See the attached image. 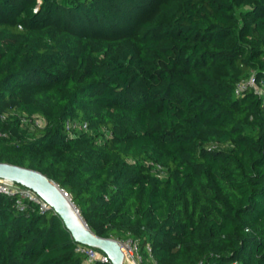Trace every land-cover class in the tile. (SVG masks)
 <instances>
[{"label": "trees", "instance_id": "obj_1", "mask_svg": "<svg viewBox=\"0 0 264 264\" xmlns=\"http://www.w3.org/2000/svg\"><path fill=\"white\" fill-rule=\"evenodd\" d=\"M252 74L264 0H0V162L142 264H264V98L235 94ZM79 245L0 196V264H106Z\"/></svg>", "mask_w": 264, "mask_h": 264}, {"label": "water", "instance_id": "obj_2", "mask_svg": "<svg viewBox=\"0 0 264 264\" xmlns=\"http://www.w3.org/2000/svg\"><path fill=\"white\" fill-rule=\"evenodd\" d=\"M0 178L11 180L35 191L63 220L75 242L104 252L112 264H125L119 242L96 235L84 221L71 198L56 182L37 170L2 162H0Z\"/></svg>", "mask_w": 264, "mask_h": 264}, {"label": "built area", "instance_id": "obj_3", "mask_svg": "<svg viewBox=\"0 0 264 264\" xmlns=\"http://www.w3.org/2000/svg\"><path fill=\"white\" fill-rule=\"evenodd\" d=\"M254 89L257 93L261 94L264 98V80L258 82L255 74L250 75L248 78L243 79L238 83L235 94L237 96L243 95L246 91ZM3 134L0 132V136ZM148 165L152 166V171L160 178L165 177L166 173L160 164L153 162ZM68 197V193H66ZM0 196H6L14 199V204L17 210L25 212L31 207H36L40 212L44 213L51 210L50 205L43 200L35 191L15 183L11 180L0 178ZM118 241V240H117ZM125 257V264H142L143 257L140 254L138 242L129 238L127 240L118 241ZM151 252V248L147 247ZM77 252L84 254L89 262L99 261L106 264H112L110 258L102 251L85 245H79L76 249ZM127 255L131 260H126Z\"/></svg>", "mask_w": 264, "mask_h": 264}, {"label": "bare ground", "instance_id": "obj_4", "mask_svg": "<svg viewBox=\"0 0 264 264\" xmlns=\"http://www.w3.org/2000/svg\"><path fill=\"white\" fill-rule=\"evenodd\" d=\"M76 215H77V217H79L80 215L76 212ZM126 260L128 261V262H130V260H131V258H130V256L129 255H127V257H126Z\"/></svg>", "mask_w": 264, "mask_h": 264}, {"label": "rangeland", "instance_id": "obj_5", "mask_svg": "<svg viewBox=\"0 0 264 264\" xmlns=\"http://www.w3.org/2000/svg\"><path fill=\"white\" fill-rule=\"evenodd\" d=\"M251 6H252V4H249L247 7H245V9H246V8H249V7H251ZM43 106H44V104H43Z\"/></svg>", "mask_w": 264, "mask_h": 264}]
</instances>
